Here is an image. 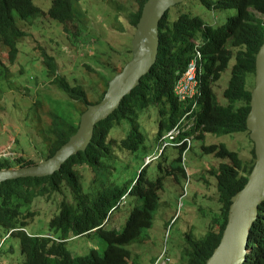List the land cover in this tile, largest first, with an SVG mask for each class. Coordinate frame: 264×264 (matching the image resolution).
Instances as JSON below:
<instances>
[{"label": "trees", "instance_id": "16d2710c", "mask_svg": "<svg viewBox=\"0 0 264 264\" xmlns=\"http://www.w3.org/2000/svg\"><path fill=\"white\" fill-rule=\"evenodd\" d=\"M137 1L139 9L131 14L134 27L148 0ZM201 1L208 10H232L234 15L228 19L227 24L221 19L219 22H207L199 14L189 11L179 12L172 20L169 9L159 25L156 63L132 93L124 98L119 108L96 124L86 150L72 156L59 171L50 176L19 178L0 183V227L7 230L9 237L19 239L21 256L18 255V264H128L131 253L125 245L132 243L143 229L152 225V212L159 200L162 178L156 183L147 181L145 167L135 185H131V180L121 186L108 179L106 173L111 170L107 161L116 159V146L131 153L147 151L140 116L150 107L156 108L160 115L156 133L158 141L174 128L187 111L189 106L176 99L173 87L177 72L187 66L197 37L204 40V62L201 95L198 108L195 109L197 121L192 132H197L196 138L203 142L208 134L223 136L245 133L253 145V159L251 164L245 165L238 152L224 144H202L204 153L226 161L212 172L217 182L222 218L217 227L208 228L202 240L191 242L184 253L186 264H205L220 241L232 197L243 189L256 162L254 143L247 128V116L255 87L257 55L264 45V22L257 15H264V0ZM180 5L182 3L175 7ZM43 12L41 7L34 4V0H0V44L10 49L11 60L17 57L18 39L26 36L17 20L35 18ZM47 14L63 24L68 33L76 38L80 36L73 0H52ZM43 58L47 74L53 78L52 83L68 95L73 105L76 104L79 114L78 118L73 117L72 111L57 114L53 124L44 131L46 153L43 157L48 159L77 132L81 114L89 103L94 102L88 99L83 85H73L58 74V65L52 55L44 52ZM233 59L235 62L229 84L223 92L226 104H219L215 84ZM109 81L106 80L102 95L95 102H99L105 95ZM124 124L128 125L129 131L118 143L114 135ZM182 151L183 147L179 150L178 160H182ZM36 164L22 156L15 159L2 157L0 170ZM177 171L185 172L184 169L172 168L166 175H176ZM88 173L93 174L95 187L91 190L84 187ZM127 194L142 199V208H133L121 232L106 229L112 214L126 200ZM37 198H45L47 201L54 199L58 205L57 213L47 225L40 227L46 228V232H39L34 224V227L31 225L36 216L32 205ZM91 235H97L107 245L102 255L91 251L85 257H73L67 249V240ZM246 248L248 253L243 264H264V202L259 206L257 218L249 230ZM9 253L14 254L13 246L7 253H3L0 248V264Z\"/></svg>", "mask_w": 264, "mask_h": 264}, {"label": "rangeland", "instance_id": "374dc122", "mask_svg": "<svg viewBox=\"0 0 264 264\" xmlns=\"http://www.w3.org/2000/svg\"><path fill=\"white\" fill-rule=\"evenodd\" d=\"M51 1L34 0L43 14L17 20L26 36L18 39V54L14 60L10 58V49L0 44V159L22 156L41 162L46 153L44 131L53 124L54 117L66 111H72L74 118L79 116L76 104L73 105L68 95L48 76L44 52L55 58L58 74L73 85H83L88 99L94 103L102 95L106 80H111L133 56L136 27L131 24V14L139 9L137 0H73L80 33L77 38L47 14ZM188 11L199 14L207 22L221 19L225 24L234 15L232 10H208L201 0H186L178 7L170 8L171 18L174 20L179 12ZM234 62L235 59L231 60L215 84L219 104H226L223 92L228 87ZM159 118L158 110L151 107L140 116L147 151L131 153L116 146V159L107 161L111 170L106 173L108 179L121 186L131 180V185H135L144 167L147 181L156 183L162 178L159 200L152 212V225L125 245L131 253L128 264H186L184 253L191 242L202 240L210 226L217 227L222 218V205L212 172L226 161L204 153L203 143L224 144L238 152L245 165L251 164L253 159V145L245 133L208 134L204 142L194 139L185 161L178 160L179 151L173 147H168L161 155L156 138ZM128 131V125L124 124L114 138L120 143ZM155 155L156 158L146 163L147 157ZM172 168L186 171L166 175ZM84 187L90 190L95 187L93 174H86ZM54 202V199L37 198L33 203L36 216L31 225L34 224L39 232L47 231L40 227L47 225L57 213L58 205ZM142 203V199L127 194L106 229L121 232L129 213L133 208H142ZM11 246L14 254L9 253L1 264H18L21 252L19 239L9 237L7 230L0 227L2 252L7 253ZM106 246L97 235L67 240V249L73 257H85L91 251L102 255Z\"/></svg>", "mask_w": 264, "mask_h": 264}, {"label": "water", "instance_id": "95a60500", "mask_svg": "<svg viewBox=\"0 0 264 264\" xmlns=\"http://www.w3.org/2000/svg\"><path fill=\"white\" fill-rule=\"evenodd\" d=\"M186 0H148L136 26L133 56L123 69L109 81L99 102L89 103L83 111L77 132L55 154L36 165L0 170V183L19 178L47 177L59 171L72 157L85 151L95 126L114 113L140 84L157 61L160 21L171 8ZM247 128L254 143L256 162L248 181L231 199L226 225L218 245L205 264H243L248 253L247 237L264 202V45L257 55L255 87L247 116Z\"/></svg>", "mask_w": 264, "mask_h": 264}, {"label": "built area", "instance_id": "2783aa9c", "mask_svg": "<svg viewBox=\"0 0 264 264\" xmlns=\"http://www.w3.org/2000/svg\"><path fill=\"white\" fill-rule=\"evenodd\" d=\"M203 42L198 40L195 46V55L190 61L187 69L184 72H180L177 75V80L174 84L173 92L175 97L180 102H187L190 109L181 118L175 128L164 137L163 147L174 146L181 147L185 146L183 155L190 150L192 146V136L184 135L183 138L178 141L177 138L183 132H188L193 126L195 117L193 111L197 108V99L201 95L200 90V79H199V63L202 60V53L200 50ZM169 260V259H166Z\"/></svg>", "mask_w": 264, "mask_h": 264}, {"label": "clouds", "instance_id": "9594fccd", "mask_svg": "<svg viewBox=\"0 0 264 264\" xmlns=\"http://www.w3.org/2000/svg\"><path fill=\"white\" fill-rule=\"evenodd\" d=\"M211 11H215V10H211ZM258 15V17L260 18V19H262L263 20V22H264V15H262V14H260V13H258L257 14ZM198 40H201L202 42H203V44L201 45V47H200V50H201V53H202V60L200 61V63H199V79H200V87H201V82H202V74H203V62H204V54H203V49H202V47H203V45H204V40L202 39V37H197L196 39H195V42H194V46H193V52H192V54H191V57H190V59H189V61H188V63H187V66H186V68L183 70V71H179V72H177V74L176 75H178V73H180V72H184L186 69H187V67H188V65H189V63H190V61L192 60V58L194 57V55H195V46H196V42L198 41ZM114 77V76H113ZM177 80V79H176ZM176 82V81H175ZM175 84V83H174ZM174 88V87H173ZM173 94H174V92H173ZM175 96V95H174ZM199 98V97H198ZM177 99V98H176ZM178 100V99H177ZM197 101H198V99H197ZM180 102V101H179ZM181 103H185V104H187L188 106H189V104L187 103V102H181ZM197 108H198V102H197ZM190 109V106H189V108L187 109V111ZM196 109V108H195ZM194 109V113H193V116L195 117V120L193 121V126H192V128L194 127V125H195V123H196V121H197V114H195V110ZM186 111V112H187ZM185 112V113H186ZM185 113H184V115H185ZM183 115V116H184ZM182 116V117H183ZM181 117V118H182ZM181 118H180V120H181ZM179 120V121H180ZM178 121V122H179ZM178 124V123H177ZM176 124V125H177ZM175 125V126H176ZM175 126H174V128H175ZM173 128V129H174ZM192 128H190L189 129V131L188 132H183L181 135H179V137L177 138V140L178 141H180L182 138H183V136L186 134V135H190V136H192L193 138H192V145H193V141H194V139L196 140L197 138H196V135H197V132H195V133H193L192 132ZM172 129V130H173ZM171 130V131H172ZM171 131H169V132H171ZM169 132H167L166 134H164L162 137H161V139H160V141H159V144H160V153H161V155L163 154V152L168 148V147H173V148H176V149H178V151L180 150V148L181 147H183V151H182V155H181V158H182V160L183 161H185V159H186V156H187V154H188V152L190 151H188L187 153H186V155L184 156L183 155V152H184V150H185V146H181V147H174V146H167V147H163V143H164V137L169 133ZM191 148H192V146H191ZM190 148V149H191ZM180 154V153H179ZM147 157V156H146ZM157 156L155 155L154 157H147V162L146 163H148L149 164V162H151L154 158H156ZM147 164V165H148ZM146 165V166H147ZM145 166V165H144ZM145 168V167H144ZM143 169V168H142ZM146 169V168H145ZM185 170V169H184ZM186 171V170H185ZM125 198V196L122 198V199H124Z\"/></svg>", "mask_w": 264, "mask_h": 264}]
</instances>
